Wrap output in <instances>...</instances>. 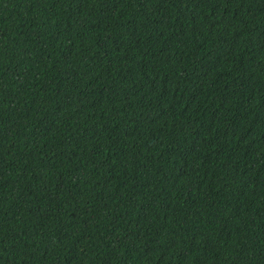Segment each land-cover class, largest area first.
<instances>
[{
	"label": "trees",
	"instance_id": "obj_1",
	"mask_svg": "<svg viewBox=\"0 0 264 264\" xmlns=\"http://www.w3.org/2000/svg\"><path fill=\"white\" fill-rule=\"evenodd\" d=\"M0 264H264V0H0Z\"/></svg>",
	"mask_w": 264,
	"mask_h": 264
}]
</instances>
